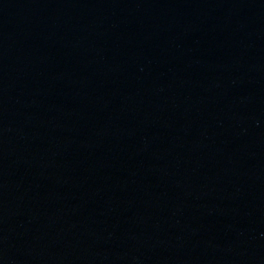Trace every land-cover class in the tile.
Masks as SVG:
<instances>
[{"label":"water","instance_id":"water-1","mask_svg":"<svg viewBox=\"0 0 264 264\" xmlns=\"http://www.w3.org/2000/svg\"><path fill=\"white\" fill-rule=\"evenodd\" d=\"M0 264H264V0H0Z\"/></svg>","mask_w":264,"mask_h":264}]
</instances>
